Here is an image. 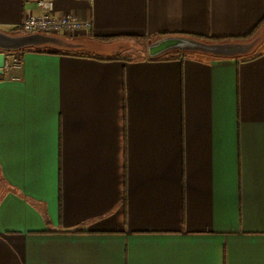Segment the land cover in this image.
<instances>
[{"label": "crops", "instance_id": "crops-1", "mask_svg": "<svg viewBox=\"0 0 264 264\" xmlns=\"http://www.w3.org/2000/svg\"><path fill=\"white\" fill-rule=\"evenodd\" d=\"M54 6L91 31L11 33L37 9L0 0V264H264V0ZM255 28L242 55L78 54Z\"/></svg>", "mask_w": 264, "mask_h": 264}, {"label": "built area", "instance_id": "built-area-1", "mask_svg": "<svg viewBox=\"0 0 264 264\" xmlns=\"http://www.w3.org/2000/svg\"><path fill=\"white\" fill-rule=\"evenodd\" d=\"M37 9L26 13L21 29L24 33H61L70 37L88 34L92 29L90 20H82L73 13L58 14L55 0H26Z\"/></svg>", "mask_w": 264, "mask_h": 264}, {"label": "water", "instance_id": "water-1", "mask_svg": "<svg viewBox=\"0 0 264 264\" xmlns=\"http://www.w3.org/2000/svg\"><path fill=\"white\" fill-rule=\"evenodd\" d=\"M2 36H6V35L0 32V48L5 47L1 39ZM253 44L254 42L209 43L190 37L172 36V37H161L150 42L147 46V52L150 57H158L174 50L200 51L212 55L235 56V55H242L251 51ZM5 62H6L5 53L1 52L0 74L3 73Z\"/></svg>", "mask_w": 264, "mask_h": 264}, {"label": "trees", "instance_id": "trees-1", "mask_svg": "<svg viewBox=\"0 0 264 264\" xmlns=\"http://www.w3.org/2000/svg\"><path fill=\"white\" fill-rule=\"evenodd\" d=\"M21 28L18 27H14L13 29H11V33H16L21 31ZM258 31V28H255L249 35H246L244 37H237V38H200L197 37L195 39L201 40V41H205V42H209V43H223V42H246L248 40L253 39L256 36V33ZM118 39H127V40H141V41H145L147 42L146 45H148L150 42L158 39V36H151L148 38L142 37V36H138V35H124V36H118V37H101L99 38V40L102 41H112V40H118ZM147 47V46H146ZM191 51H187V50H174V51H170L166 54H163L161 56L158 57H150L151 59H176V58H181V57H185L188 55V53H190ZM79 55H90V56H97L100 59L103 60H109V59H113V58H119V59H125V60H134V57L131 56H124V55H117V56H104V55H94V54H90V53H78Z\"/></svg>", "mask_w": 264, "mask_h": 264}, {"label": "rangeland", "instance_id": "rangeland-1", "mask_svg": "<svg viewBox=\"0 0 264 264\" xmlns=\"http://www.w3.org/2000/svg\"><path fill=\"white\" fill-rule=\"evenodd\" d=\"M119 41L121 39H118ZM93 41V40H91ZM123 43V47H121V49L119 51H117L116 55H126V56H131V57H143V56H148V53L146 51V43L145 41H141V40H127V39H123L121 40ZM96 43V42H95ZM91 44H87L85 47L88 50L91 51H96L98 53H100L101 55H108L111 54V47L110 44H107L106 42H97L98 48H90ZM83 53H89V52H83Z\"/></svg>", "mask_w": 264, "mask_h": 264}]
</instances>
